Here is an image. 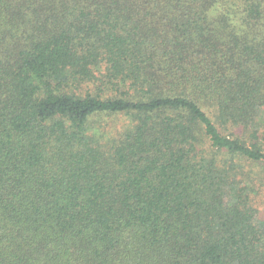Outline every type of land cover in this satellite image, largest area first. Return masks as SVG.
Masks as SVG:
<instances>
[{
	"label": "trees",
	"instance_id": "obj_1",
	"mask_svg": "<svg viewBox=\"0 0 264 264\" xmlns=\"http://www.w3.org/2000/svg\"><path fill=\"white\" fill-rule=\"evenodd\" d=\"M254 166L264 0H0V264H264Z\"/></svg>",
	"mask_w": 264,
	"mask_h": 264
},
{
	"label": "rangeland",
	"instance_id": "obj_2",
	"mask_svg": "<svg viewBox=\"0 0 264 264\" xmlns=\"http://www.w3.org/2000/svg\"><path fill=\"white\" fill-rule=\"evenodd\" d=\"M92 92L95 94H99L103 97H107L108 95H114L113 93H98L95 87H92ZM104 91L108 92L107 89L103 88ZM110 92V90H109ZM129 118L127 115H117L114 117H95L93 125L90 126V129L93 133L97 135L103 136L104 139H108L115 131V129H122L124 128L127 123L129 122ZM252 167L247 166V169H251ZM255 171L258 173L256 174V179H253V186L255 189V192L257 194V203L260 205L262 212L264 213V168L261 166H254V169L251 170L255 173ZM253 176V175H252Z\"/></svg>",
	"mask_w": 264,
	"mask_h": 264
}]
</instances>
